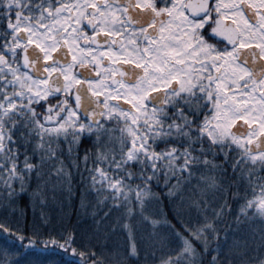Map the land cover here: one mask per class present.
<instances>
[{
  "label": "snow or ice",
  "instance_id": "1",
  "mask_svg": "<svg viewBox=\"0 0 264 264\" xmlns=\"http://www.w3.org/2000/svg\"><path fill=\"white\" fill-rule=\"evenodd\" d=\"M0 264H264V0H0Z\"/></svg>",
  "mask_w": 264,
  "mask_h": 264
}]
</instances>
